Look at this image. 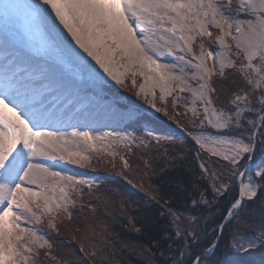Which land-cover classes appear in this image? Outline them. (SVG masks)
I'll return each instance as SVG.
<instances>
[{"label": "snow or ice", "instance_id": "1", "mask_svg": "<svg viewBox=\"0 0 264 264\" xmlns=\"http://www.w3.org/2000/svg\"><path fill=\"white\" fill-rule=\"evenodd\" d=\"M0 24L20 41L5 50L15 70L0 75V264H37L41 253L61 264L51 254L53 242L34 225L50 217L48 227L59 235L55 218L72 220L78 186L91 193L104 179L77 176L61 164L84 167L81 145L105 151L95 142L114 134L56 127L57 105L85 100L54 70L75 69L77 84L87 77L96 85L102 81L90 61L117 85L129 71L152 82L165 106H157L155 91L150 106L191 143L151 129L142 137L116 133L121 144L152 146L163 155L158 168L143 163V176L151 169L157 178L145 191L147 214L122 205L126 223L114 220L116 241L104 236L100 246L108 248L101 254L82 240L79 254L68 248L63 264L98 255L99 264H185L186 257L191 264H255L257 252L264 258V0H0ZM184 93L191 127L165 103L171 96L176 109ZM46 95L55 100L51 107L41 102ZM120 115L136 125L155 119L138 108ZM121 162L125 171L118 175H126L129 161ZM180 169L187 177L173 175ZM209 235L214 239L194 251Z\"/></svg>", "mask_w": 264, "mask_h": 264}, {"label": "rangeland", "instance_id": "2", "mask_svg": "<svg viewBox=\"0 0 264 264\" xmlns=\"http://www.w3.org/2000/svg\"><path fill=\"white\" fill-rule=\"evenodd\" d=\"M214 31V30H213ZM0 36L2 37L3 42H11L17 43L20 45L19 38L11 32L10 29H5L3 24H0ZM39 39V38H37ZM199 41H197V44ZM206 43L211 44L212 42L206 41ZM215 47L214 44H212ZM73 47H75L73 45ZM12 49V48H11ZM77 51H79L77 49ZM198 51V49H197ZM4 52L1 53L3 55ZM165 61L171 62V57H165ZM93 67L96 68L97 72L101 77L100 83L96 85L90 83L87 77H84L83 83L77 84L73 80L72 71H76L73 69L72 71L65 72L60 68H56L55 74L57 78L61 79L65 85L69 88L78 89L81 97L85 100V105H80L79 101L74 103L70 108L66 111L72 109L74 113L71 115H67L66 117L61 119V124H58L56 127L61 131L62 129H67L68 133L72 130H80L83 129L85 131H90L95 136H99L103 133L111 132L113 133V137H106L101 141H96L95 144L97 147L103 145L105 147V151H92L90 148H87L84 145H81V152L87 159L84 161V167H77L76 165H65L61 164L62 167H66L69 171L74 173L77 176H82L86 179H99V178H108L109 180L113 178L124 179L122 175H118L124 170L123 164L121 162V157L127 159V154L130 152L129 148H134L135 145L121 144L119 139L115 137L116 133H119L121 136L132 135L135 137H142L146 135V131L151 129L149 125L144 124L141 125V133L138 134L127 127L130 122L121 119V113L127 109L133 108H141L148 115H160L165 119L166 122L172 123L169 117L164 116L162 113H156L154 109L150 106L149 100L153 99V91H155V102L158 107H164L165 104H162L159 100L160 92L159 89H154L152 82H145V80L137 74L135 77L131 75V71H129L126 75L122 76L123 83L117 85L113 80L108 78L102 71L95 66L94 62ZM4 63L2 62V65ZM120 72H123L124 69H119ZM135 71V69H132ZM4 73L0 72V75ZM133 80H135V85H133ZM144 84V89L141 91L140 85ZM137 92H140V95H137ZM147 94V95H146ZM183 97L181 105H178L176 109H172L171 101L172 97L169 96L166 98V104L168 106V110L170 113L175 114L176 112L181 113L179 119L182 123L188 124L191 127V114L189 113L187 116L183 114L187 110L186 101L190 99L189 94L184 93L180 94ZM47 98L50 100L49 102L54 103L55 100L52 99V96L47 95ZM134 98V101L139 103L138 106H134L129 104L130 100ZM58 99V98H57ZM52 100V101H51ZM173 125L177 127L174 123ZM174 129V128H173ZM179 129V128H178ZM177 129V130H178ZM153 130V129H151ZM176 130V129H174ZM157 131V130H154ZM180 131V130H179ZM67 132V131H66ZM115 141V142H114ZM259 163V162H256ZM104 167H107L104 169ZM251 167H255V165H251ZM102 171L107 172L105 170L110 171L108 174L103 173L102 176L99 177L96 172ZM128 170V169H127ZM125 180V179H124ZM101 181H103L101 179ZM127 181V180H125ZM110 182V181H109ZM85 189V191H82ZM87 187L78 186L76 193H74V198L77 200L76 207L82 208L81 205L85 206L87 203L84 201H89L91 196L94 194L87 193ZM88 207V205H87ZM51 219L50 217H44L42 223L34 225L36 229H38L41 233L50 237L51 229L48 227V221ZM67 219L63 214L57 215L55 218V222L57 220H65ZM48 230V231H47Z\"/></svg>", "mask_w": 264, "mask_h": 264}, {"label": "trees", "instance_id": "3", "mask_svg": "<svg viewBox=\"0 0 264 264\" xmlns=\"http://www.w3.org/2000/svg\"><path fill=\"white\" fill-rule=\"evenodd\" d=\"M223 102V99L219 101V103ZM129 104L138 106L139 103L135 102L133 98L130 100ZM152 117H155L154 121L146 123L151 129L160 132L173 133L183 139L186 144L191 143L189 138L184 133L180 132V129L175 127L173 123L166 122L165 119L160 115H152ZM127 127L134 129V131L138 134L141 133V125L130 123ZM168 146L170 151L173 152L181 150L179 145ZM126 157L129 161L130 167L128 170H126V175L122 176L127 181L118 178L109 180L108 178L103 177L104 179H102L103 181L100 182L99 187L91 192L94 194L91 196V199L89 201H84L87 203L88 207L86 204L85 206H82V208L75 206L72 209V220H57L55 223L59 228V235H57L55 232L49 231V239L54 244L51 254L61 261V264H63L65 261H69L70 259L67 252L68 248L76 249L77 253L79 254V243L82 240L86 242V250L90 247L87 242L92 241V243L96 245L95 250L103 254L108 248L107 245H104L103 247L100 246V242L103 240L104 236H107V239L110 241H116L117 239L111 234V229L113 227H117L114 220H121L122 222L126 223L125 217L121 214L122 205H127V210L130 212L139 215L147 214L145 211L146 205L144 203L145 191H147L149 183L156 180L157 178L156 176L151 175V169L148 170L150 173L149 176H143V172L145 171L143 163L144 160L147 159L151 161L154 167L158 168L165 162L163 155L158 154L152 146L147 149L143 146H134V148H131V151ZM188 162L193 167H195L193 160H189ZM256 162H260V160L257 159ZM106 168L107 167H104V169ZM105 171L107 172L96 170L97 174H99V177H101V174L103 173L108 174L111 170ZM124 171L125 170H122L121 172ZM173 175L187 177L188 173L183 169H180ZM128 180H131L133 183H128ZM141 182L144 184V189H141L140 187ZM133 184H135L136 187H133ZM82 191H85V189H82ZM86 191L87 193H90L88 190ZM175 206L177 205H174V207ZM222 209L223 204H221V210ZM77 229H79V231H77ZM124 235L130 242L136 239V237L130 233H124ZM213 239L214 237L211 235L202 237L200 243L193 246V250L199 251L202 247L207 246ZM144 242H147V238H144ZM226 242V239L221 241V252H223L224 244ZM99 259V255L95 258V261H93V258L88 257L86 264H99ZM128 259L135 261L134 257H128ZM191 259L192 257H186L185 264H191ZM253 260L255 261V264H264V258H262V254L259 252L254 255ZM37 264H56V261L49 260L43 255V253H41L40 259L37 260Z\"/></svg>", "mask_w": 264, "mask_h": 264}, {"label": "bare ground", "instance_id": "4", "mask_svg": "<svg viewBox=\"0 0 264 264\" xmlns=\"http://www.w3.org/2000/svg\"><path fill=\"white\" fill-rule=\"evenodd\" d=\"M43 100L45 101V100H48V99L43 98ZM57 110L62 112L61 118L66 117L67 115H69V113H70L71 115L74 113V111L72 112V110H69L70 112H68V111H66V108H64V107L61 108V107L58 106V105H57ZM61 131H62V132H66V131H67V132H68L67 129H62ZM92 134H93V133H92Z\"/></svg>", "mask_w": 264, "mask_h": 264}]
</instances>
